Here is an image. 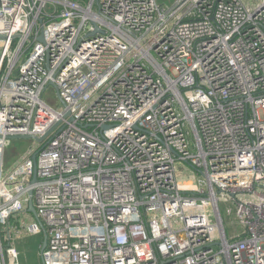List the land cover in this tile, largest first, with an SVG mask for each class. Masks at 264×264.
<instances>
[{"label": "built area", "instance_id": "1", "mask_svg": "<svg viewBox=\"0 0 264 264\" xmlns=\"http://www.w3.org/2000/svg\"><path fill=\"white\" fill-rule=\"evenodd\" d=\"M257 1L0 0V264H264Z\"/></svg>", "mask_w": 264, "mask_h": 264}, {"label": "rangeland", "instance_id": "2", "mask_svg": "<svg viewBox=\"0 0 264 264\" xmlns=\"http://www.w3.org/2000/svg\"><path fill=\"white\" fill-rule=\"evenodd\" d=\"M164 6H171L176 0H157ZM260 0L257 1L259 3ZM37 141L33 138H9L5 146L4 166L12 165L17 155ZM178 166V163H177ZM234 216H229L226 221L233 220ZM233 226V225H232ZM235 229V228H234ZM233 230V227H232ZM41 233H29L15 239L12 244L19 252L20 264H43L40 255Z\"/></svg>", "mask_w": 264, "mask_h": 264}, {"label": "water", "instance_id": "3", "mask_svg": "<svg viewBox=\"0 0 264 264\" xmlns=\"http://www.w3.org/2000/svg\"><path fill=\"white\" fill-rule=\"evenodd\" d=\"M38 39L39 40H42L43 39V36H42V34H40L39 36H38ZM9 138H34V139H36V140H38V141H40L42 138H43V136H37V135H31V134H10L9 135ZM35 176L32 178V181H35ZM32 188H30V189H28V194H29V200H28V203H27V210L28 211H30V212H32L34 215H37L36 214V209H35V207H34V204H33V200H32ZM46 242H47V233L46 232H44L43 233V239H42V247H41V250L40 251H42L43 250V248L45 247V245H46ZM42 263H43V261H42ZM44 264V263H43Z\"/></svg>", "mask_w": 264, "mask_h": 264}]
</instances>
